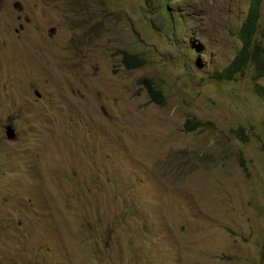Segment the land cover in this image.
I'll list each match as a JSON object with an SVG mask.
<instances>
[{"label":"rangeland","instance_id":"1","mask_svg":"<svg viewBox=\"0 0 264 264\" xmlns=\"http://www.w3.org/2000/svg\"><path fill=\"white\" fill-rule=\"evenodd\" d=\"M247 8L0 2V264H260L264 78L221 74Z\"/></svg>","mask_w":264,"mask_h":264},{"label":"trees","instance_id":"2","mask_svg":"<svg viewBox=\"0 0 264 264\" xmlns=\"http://www.w3.org/2000/svg\"><path fill=\"white\" fill-rule=\"evenodd\" d=\"M263 0H248V8L242 20L236 38L239 42V50L230 64L221 72L228 78H235L236 75L245 71L253 80L264 78V27L259 24L261 16V6ZM122 62L127 69L140 68L145 64V60L136 54L121 51ZM150 98L157 104H163L162 94L151 84H145ZM186 129L192 130L203 125L200 121L188 120ZM262 136L258 138L259 145L264 147V129ZM260 264H264V240L260 247Z\"/></svg>","mask_w":264,"mask_h":264},{"label":"water","instance_id":"3","mask_svg":"<svg viewBox=\"0 0 264 264\" xmlns=\"http://www.w3.org/2000/svg\"><path fill=\"white\" fill-rule=\"evenodd\" d=\"M35 95L39 96V93L35 92ZM5 128H6V138L9 140L15 139V134H14L13 128L10 125H6Z\"/></svg>","mask_w":264,"mask_h":264},{"label":"flooded vegetation","instance_id":"4","mask_svg":"<svg viewBox=\"0 0 264 264\" xmlns=\"http://www.w3.org/2000/svg\"><path fill=\"white\" fill-rule=\"evenodd\" d=\"M2 0H0V2H1ZM13 7H18V3H16V2H14L13 3Z\"/></svg>","mask_w":264,"mask_h":264},{"label":"clouds","instance_id":"5","mask_svg":"<svg viewBox=\"0 0 264 264\" xmlns=\"http://www.w3.org/2000/svg\"><path fill=\"white\" fill-rule=\"evenodd\" d=\"M8 125H10V124H8ZM11 126V125H10ZM12 127V126H11ZM13 128V127H12ZM14 130V129H13ZM14 134H15V131H14ZM7 139V138H6ZM15 139H16V134H15ZM15 139H13V140H10V141H14ZM7 140H9V139H7Z\"/></svg>","mask_w":264,"mask_h":264}]
</instances>
